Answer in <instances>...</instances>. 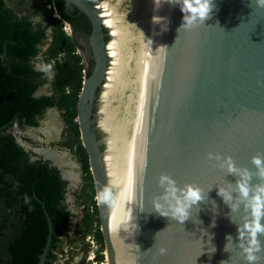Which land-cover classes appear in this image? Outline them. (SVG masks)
I'll return each mask as SVG.
<instances>
[{"label": "water", "instance_id": "95a60500", "mask_svg": "<svg viewBox=\"0 0 264 264\" xmlns=\"http://www.w3.org/2000/svg\"><path fill=\"white\" fill-rule=\"evenodd\" d=\"M75 1L63 3L90 22L93 59L91 67L85 66L76 121L96 195L106 186L105 152L118 263L245 264L235 245L225 251L226 236L237 242L238 224L217 194L219 186L235 184L237 177L208 160L207 153L232 156L249 168L253 155L264 154V8L255 0H214L211 17L189 29L181 28L179 4L145 0L116 86L107 135L96 139L94 130L103 132L93 124L109 35L97 4ZM33 150L59 168L64 164L58 150ZM161 173L180 186L196 183L207 193L183 224L153 209L154 197L162 192ZM97 211L108 251L107 204L97 201ZM45 215L48 233L37 264L44 263L51 240V220ZM231 215L241 222L246 212L241 206Z\"/></svg>", "mask_w": 264, "mask_h": 264}, {"label": "trees", "instance_id": "16d2710c", "mask_svg": "<svg viewBox=\"0 0 264 264\" xmlns=\"http://www.w3.org/2000/svg\"><path fill=\"white\" fill-rule=\"evenodd\" d=\"M9 1L0 0V54L6 55L4 60L0 58V264H37L48 233L45 213L50 217L52 233L43 264H57L54 251L62 242L64 227L73 216L64 204L65 181L47 161L30 160L28 151L16 142L9 129L14 121L18 126H35L34 116L40 115L48 106L56 105L62 110L63 121L72 135L73 152L84 173V189L89 192L87 205L91 207L85 211L84 223L88 226L84 234L93 231L95 239L102 244L88 156L75 120L84 65L81 56L75 52L74 42L61 27V19H71L63 0H43L59 13V19L49 15L53 43L48 52L53 57L60 53L62 59L54 63L56 72L50 84L54 98L51 95L34 96L42 79L38 78L40 72L34 70L29 61L37 51L44 27L38 25L34 29L29 16H20L17 10L8 6ZM79 16L83 18L82 14Z\"/></svg>", "mask_w": 264, "mask_h": 264}, {"label": "clouds", "instance_id": "9594fccd", "mask_svg": "<svg viewBox=\"0 0 264 264\" xmlns=\"http://www.w3.org/2000/svg\"><path fill=\"white\" fill-rule=\"evenodd\" d=\"M166 2L170 4H179L180 10L184 14L181 28L189 29L204 24V22L211 17V13L215 8L214 0H166ZM255 3L258 7L264 8V0H255ZM48 10L50 16L57 19L60 18L56 9H51V5ZM65 22V20L61 19V27ZM62 30L69 36L65 27H63ZM179 30L180 29H178V31ZM162 47L166 48V46ZM38 70L48 73L51 72L52 66L43 64L38 65ZM82 76H85L83 72ZM19 128L20 127L14 128L15 131H13V135L15 139L20 141L22 144L20 145L27 149V144L22 143L23 141L17 136V130ZM32 128L40 130L38 127L32 126ZM17 143L19 144V142ZM35 148L38 149V147ZM207 158L210 161L219 162V167L225 169L226 174H232L237 177L235 184L229 182L227 187L219 186L217 190V194L222 197L223 201L231 209V220L238 224L237 242L233 243V237L231 235L226 236L227 243L225 245V251H227L228 245L231 243L240 250L245 264H259V262L264 259V255H262L264 254V240L261 239V237H264V222H262L264 221V154H256L251 157L253 168L239 166L232 156H222L219 153L208 152ZM254 177L257 181L255 183H253ZM158 186L162 189V192L154 197L153 209L161 216L170 217L180 224H183V222L192 215L193 206H197L198 210L199 203L207 199V193H205V190L200 185L196 183H186L180 186L172 176L166 173H161L159 175ZM96 198H94L96 207L97 201L102 204H111L114 201L112 188L110 186H104L97 193ZM27 201L28 197L25 196V202ZM213 203L215 202L213 201ZM241 206H243L246 215L241 222H237L232 219L231 214L234 211H238ZM83 207L84 206H81L80 209H83ZM68 209L71 213H74L73 210L70 208ZM66 234L67 232L65 230V237ZM85 236H92V238L98 242V240L95 239L93 231L87 232L83 237ZM65 237H63L62 242L56 248L57 250H60V247L64 244L63 241ZM101 247L104 249L103 252ZM105 251L102 241V244L100 243V249L96 251V255H86L87 263L94 264V260H97V264L100 261L102 262L103 255L105 257ZM165 253L166 249L161 248L160 254L164 255ZM54 255L55 262L57 264H63L58 262L56 260V254ZM225 262L226 261H221V264H225Z\"/></svg>", "mask_w": 264, "mask_h": 264}, {"label": "rangeland", "instance_id": "374dc122", "mask_svg": "<svg viewBox=\"0 0 264 264\" xmlns=\"http://www.w3.org/2000/svg\"><path fill=\"white\" fill-rule=\"evenodd\" d=\"M103 0H98L97 3L101 2ZM108 2L112 5H115L117 10L120 12H126L129 8V6L132 4L133 0H108ZM118 2L120 4H118ZM8 6L17 10L19 15L20 14H30L33 16H36L41 19V21L45 20V17L47 16V13L45 9L43 8H38L39 4L36 0H10L8 2ZM49 14V13H48ZM68 23L65 22L62 24V28L65 27V30L68 32L69 35H71V28ZM68 28V29H67ZM108 29L106 30V33H108ZM110 39V37H107V41ZM76 52L82 57V52L80 48L76 50ZM47 56V55H46ZM43 57V55H42ZM45 57V56H44ZM43 61L41 64L43 65H51L50 61L48 59L42 58ZM83 65L84 62L81 60ZM56 72V71H55ZM55 72H51L52 74L50 76L53 77L55 76ZM83 75H85L86 70H82ZM84 78V76H82ZM82 84V82H81ZM94 110H98V107H95ZM62 110L56 106V109L52 112H48L45 114V119L44 121L47 122L48 124L46 125V130H38L31 128L29 129L28 127L24 128H19L17 130V136L22 143H27L26 148L31 147L35 148L38 146H42L37 143H30V140H27L28 138H42L43 141H50L53 140V143H48L49 146L57 149L59 152L62 153L61 159L64 162L70 163L69 169H73V164H77V161L74 157V152H73V143H72V135L68 131V128L66 127L63 119H62ZM76 119V117H75ZM53 120V123L51 122ZM98 121V120H97ZM97 121L94 123V125L98 126ZM55 123L56 126L54 125ZM52 127H55L56 134L55 136H52L54 133L52 131ZM48 128V129H47ZM98 128V127H97ZM100 128V127H99ZM49 131V132H47ZM97 131L96 133L99 135V139H102L104 137V130ZM80 136V133H79ZM35 141H40L41 140H35ZM42 144V143H41ZM101 150L105 149V146L102 144L100 146ZM46 152V151H45ZM65 157V158H64ZM71 167V168H70ZM80 178L81 175H80ZM93 181V180H92ZM94 187V184H93ZM88 190L86 191L84 189V182L83 184L80 183L76 187H73V190H69L68 197L66 202L64 201V204L73 210L74 215L70 218L68 223L65 225L64 229L66 230L67 234L66 237L64 238L63 245L60 247V250H55L56 254V260L58 262H61L63 264H89L87 263V258L86 255H91L94 254L96 255V251L100 249V241L97 242L95 241L92 236L91 237H83L85 234V230L88 225L84 223L85 219V211L86 209L88 210V203H89V196H88ZM96 191L94 187V193H93V200L96 198ZM81 206H84L83 209H80ZM96 222L93 223V226L95 227ZM84 234V235H83ZM70 247V248H69ZM102 249V247H101ZM104 249H102V252ZM106 252V251H105ZM106 257V253H105ZM104 255L102 257V262L107 264V257L105 259ZM105 259V260H103ZM67 262V263H66ZM97 263V260H96Z\"/></svg>", "mask_w": 264, "mask_h": 264}, {"label": "flooded vegetation", "instance_id": "af4514ba", "mask_svg": "<svg viewBox=\"0 0 264 264\" xmlns=\"http://www.w3.org/2000/svg\"><path fill=\"white\" fill-rule=\"evenodd\" d=\"M39 4L38 8H43V10L45 9L47 16L45 17L44 21H41L40 18L30 15V14H20V16L23 15H28L29 18L32 20L33 22V28L36 29L38 28V25H40V27H44V34L43 37L38 41L37 43V51L34 54L33 57H31L29 63L32 65L33 69L36 71L38 70V65H42V61L44 59H48L50 61V64L52 66V70L51 72H55L56 68H55V60H61L62 59V54H58L56 57H53L52 55H50V53L48 52L49 48L51 47V44L53 43V27L51 25H49L48 23V19H49V14H48V9L50 8V4H44L43 0H36ZM91 4H97L98 0H88ZM64 5V3H63ZM64 9L66 11V13L68 14L69 20L66 19H62L65 20L70 26L71 28V35H69L70 39L74 42L75 44V52L78 48H80L81 52H82V57L81 59L84 62V69L87 63V66L91 67L93 65V59H92V49H91V45H90V33H91V25L90 22L87 20V18L75 7L70 6V7H65ZM57 14L59 15L58 11H56ZM19 14V13H18ZM79 14H82L83 18L79 16ZM77 53V52H76ZM78 54V53H77ZM3 55V54H0ZM43 55V57H42ZM47 55V56H46ZM45 56V57H44ZM6 57L5 53L3 55V57H0L2 60H4ZM83 69V70H84ZM40 73L37 74L38 78L42 79V82L37 86L36 90L34 91L33 95L34 96H40V95H51L54 98V91L51 88L50 84L51 81L53 80V77L50 76L52 73L48 72H42L39 71ZM38 78H35V81L38 80ZM56 109V105H51L48 106L44 109V111L40 114V115H35L34 119L36 121V125L33 127H38L40 128V130L45 131L46 130V125L48 124V121L45 122V114L48 112H52ZM62 117H63V113H62ZM63 119V118H62ZM51 122L53 123V120H51ZM57 123H55L54 125L56 126ZM94 125V124H93ZM16 127H20V128H24V127H28L29 129L32 128V125H21L18 126V124H16V122H12L11 126H10V131L13 133V131H15L14 128ZM57 128V126H56ZM52 131H53V135L55 136L56 134V130L55 127H52ZM98 130H94L95 133V138L99 139V135L96 133ZM27 140H30V143H37L40 144L42 146H38V148H53L51 146H49L48 143H53V140H50L49 142L47 141H43L42 138L38 139V138H28ZM35 140H41L40 141H35ZM42 143V144H41ZM27 144V143H24ZM28 151L29 154V159L30 160H36V159H42L43 161H47L48 162V166L49 167H55L59 174L60 177L65 181V186H64V201L66 202L67 197H68V193L69 190H73V187H76L77 185L80 186L81 184H83L84 182V173L82 170V166L81 163L78 159V156L76 154H74V157L77 161V165L78 166H73V169H69L70 165H67V162H64V164H61L60 168L58 167L57 164H54L52 159H45L43 158L42 154L37 153L35 150H33V148L28 147V149H26ZM57 150V149H56ZM71 168V167H70ZM61 170H65V173H62ZM73 172V173H72ZM64 175V176H63ZM80 175L82 178H80ZM77 176V177H76ZM76 178V179H75ZM68 208V207H67ZM74 215V213H72ZM65 237V236H64Z\"/></svg>", "mask_w": 264, "mask_h": 264}, {"label": "bare ground", "instance_id": "6f19581e", "mask_svg": "<svg viewBox=\"0 0 264 264\" xmlns=\"http://www.w3.org/2000/svg\"><path fill=\"white\" fill-rule=\"evenodd\" d=\"M144 1L145 0H133L132 4L129 6L126 12L118 11L116 6L110 4L108 0H103L97 3L96 8H98V14L102 22L101 24L109 30L108 35L110 37V39L106 42L105 45V50L108 57V65L105 71L104 82L100 90L98 91L99 116H98L97 125L98 127L101 128V130H104V132H106V135H107L116 86L131 44V40ZM75 2H78V0ZM118 4L120 3L118 2ZM46 152L50 153L49 150H46ZM102 159L104 163L103 167L105 169L104 175L106 176L104 182L106 186H108L105 152L103 154ZM106 224H107L108 241L110 243L109 250L105 252L107 257V264H119L116 254L114 225H113L110 204H107ZM94 264H97L96 260H94Z\"/></svg>", "mask_w": 264, "mask_h": 264}, {"label": "built area", "instance_id": "2783aa9c", "mask_svg": "<svg viewBox=\"0 0 264 264\" xmlns=\"http://www.w3.org/2000/svg\"><path fill=\"white\" fill-rule=\"evenodd\" d=\"M60 263H61V262H60ZM98 264H103V262L100 261Z\"/></svg>", "mask_w": 264, "mask_h": 264}]
</instances>
